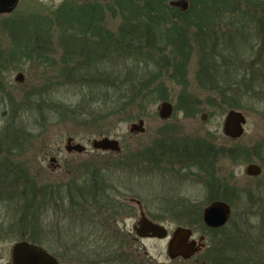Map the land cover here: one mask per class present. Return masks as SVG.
<instances>
[{
  "label": "rangeland",
  "instance_id": "1",
  "mask_svg": "<svg viewBox=\"0 0 264 264\" xmlns=\"http://www.w3.org/2000/svg\"><path fill=\"white\" fill-rule=\"evenodd\" d=\"M180 1L188 0H168V3L174 7V4ZM95 2L107 8L115 0H18L11 13L0 14V62L5 64L9 61L13 45L5 27L8 20H18L26 25L25 22L32 13L50 15L67 5ZM244 8L245 6H242V9ZM179 9L181 10L180 7ZM119 24V18L113 19L107 15L103 25L116 30ZM60 39L59 30H54L51 47L55 51L51 55V48L48 46L46 52L48 56L55 58L54 67L48 66L49 62L40 65L38 62H29L22 55L19 57L20 63L11 64L9 70L4 71L1 76L0 140L2 139V148L12 152L2 150L0 157L13 162V167H9L11 171L16 165L21 168V173L14 174L17 178L16 190L15 186L7 185L10 182V174L5 178L8 182L3 180L4 187L0 186V264H11V247L19 241L16 230L20 213L28 199L33 197V190L30 188L39 185L52 187L50 196L52 202L51 205L46 202L47 204L43 205L45 209L42 208L39 212L43 199L37 195L40 203L36 202L34 209L38 212L36 213L38 219L26 230L29 232L33 226L37 229L40 226L38 231L42 235L40 237L42 247L56 256L60 264H208L203 260L205 249L210 248L212 242L219 240L222 236L220 231L213 237L210 233L206 234L205 248L191 259L170 261L166 254L167 239H141L135 235L132 226L139 219L140 209L137 206L131 208L130 215L129 212L121 213L120 209L123 207H115L114 211L118 215H115L112 227L106 233L108 235L103 236V242L100 243L99 232L93 239L89 232L90 228L87 230L83 223L81 224V219L87 222L93 212L90 210L88 214L80 216L84 207L80 213L74 211L72 209L74 202L67 197L76 194L78 199L80 196L85 199L86 193L88 196L86 204L90 205V209H97V206L102 204L101 201L91 200L92 194L83 183L91 175L90 171H98L94 173L96 179L100 171L105 174L103 180L111 186L110 194L118 201L127 203L131 198L139 200L145 216L152 222L168 227V235L177 227H185L194 231V239L203 233L199 223V220L202 223L203 220L199 213L210 204L209 199L212 195H223L224 191L233 187L243 193V198L237 202L240 210L248 215L253 214L250 208L244 206L248 205L247 194L255 197L253 203H264V88L260 95L246 97L242 102V109L239 111L245 116L246 124L243 127V135L235 141L222 134L225 112L219 104L215 107L207 106L203 101V95L197 90L195 57L190 62L187 89L199 98L198 102H195L193 97L188 99L183 96L181 86L167 81L169 102L173 106L172 116L168 120H161L158 117L159 102L136 119L129 117L135 113L122 112L106 122L91 123L93 117L90 118L88 113L96 104H87L88 98L92 99L89 88L80 86V82V85L73 81L69 82L66 76H62V69L66 67L60 60L70 59L71 54L63 51ZM96 57L100 59L102 55L92 56L93 59ZM111 58L115 56H104L105 60ZM72 72L79 76L83 75L86 69L83 65ZM19 73L22 74V82L15 81ZM203 114L206 115L205 120L201 119ZM140 119L144 121V133L130 135L127 131L128 126ZM15 135L21 139L17 146L16 139L9 138L11 136L14 138ZM68 137L73 138L75 143L82 144L86 152L66 153L64 147ZM102 137L118 140L120 152L94 151L90 145L91 141ZM175 140H180L184 146L183 163L166 162L173 159V151L182 149L172 146L176 144ZM159 142L164 144L163 146H170L168 150L171 151L164 159L159 155L163 148L159 146ZM207 142L211 146L214 145L209 155L215 162L213 170L208 174L197 170L195 165V163L205 165L206 159H202V156L208 153L202 150L198 157L192 150V145L208 147ZM240 147L249 151L250 161L228 157L229 149ZM216 148L219 149V154ZM113 156H133L135 166L133 172H130L125 163L122 165L115 162ZM51 158H54L55 162H51ZM249 163L261 167L260 176L248 177L244 174V169ZM84 178L86 179L83 180ZM72 182L77 186L69 187ZM55 189L60 193L59 198L55 195ZM229 192L227 191L226 195ZM230 208L232 212L233 208ZM193 210H196V216L192 217L191 214L190 219L186 216L183 218L184 213ZM109 213L112 211L109 210L103 215L109 217ZM248 218L250 224L259 222L257 215ZM189 221H192L191 226ZM247 225L243 223L244 230L249 228V224ZM99 229H102L100 225ZM26 235L28 236V233ZM89 237L93 241L89 242ZM68 248L73 250L70 251ZM110 256L113 258L109 259Z\"/></svg>",
  "mask_w": 264,
  "mask_h": 264
},
{
  "label": "trees",
  "instance_id": "2",
  "mask_svg": "<svg viewBox=\"0 0 264 264\" xmlns=\"http://www.w3.org/2000/svg\"><path fill=\"white\" fill-rule=\"evenodd\" d=\"M188 3L186 10H180L169 6L168 0H115L107 8L95 2L67 5L50 15L32 13L28 16L26 25L18 20H8L5 27L13 45L9 61L5 64L0 62V85L4 71H8L11 64L20 63L19 57L22 55L29 62H38L39 65L49 62L47 65L54 67L56 62L42 58L41 53L47 52L46 41L52 39L54 30H59L62 41L65 40L67 44L69 40L87 38L99 45L98 52L102 55L100 59L96 57L60 60L66 67L62 69V76H66L69 82L77 84L80 82V86L89 88L92 99L88 98L87 104H96L88 113L90 118L93 117L91 123L106 122L122 112L135 113L129 117L136 119L143 116L152 105L163 101L169 102L167 81L181 86L183 96L188 99L193 97L195 102H198L199 98L187 89L190 62L194 57L197 62L195 72L197 90L203 95L205 104L209 107L219 104L225 113L228 110L242 109V102L246 97H256L264 88V0H188ZM242 6L245 8L242 9ZM107 15L113 19L119 18L120 24L116 30L103 25ZM71 21H95L96 25L94 27L66 25ZM82 51L85 52L87 49L83 47ZM105 55H112L115 58L105 60ZM83 65L86 72L76 76L72 71ZM9 138L16 139V146L21 140L18 135ZM1 142L2 139L0 155L3 153L2 150H5ZM174 143L176 144H172L173 147L182 149L173 151V159L166 162L183 163L184 146L180 140H175ZM158 144L163 147L159 155L164 159L171 151L168 150L170 146H163L164 144L160 142ZM208 145L206 148L202 145H192L195 156L199 157L198 154L202 150L208 153L202 156V159H206L205 165L195 163L196 168L191 164L206 174L213 170L215 163L209 155L214 145L211 146L209 143ZM5 151L12 152L9 149ZM216 152L219 154L218 148ZM227 155L231 159L243 158L250 161L249 151L242 147L229 149ZM8 160L0 157V186L4 187L2 183L7 181L5 178L10 174V182L7 181L9 183L7 185L15 186L16 190L18 186L14 174L21 173V168L15 165L11 171L9 167H13L14 164ZM81 165L79 166L82 167ZM95 172L97 171H90L88 182L83 183L91 194L99 187L95 183ZM68 186L77 185L72 182ZM37 187L30 188L33 190V197L28 199L20 213L16 232L19 241L42 246L43 242L40 240L42 235L38 231L40 226L38 229L33 226L29 232L26 228L34 225L38 219L36 215L38 212L34 209L36 202L40 203L37 195L43 199L40 212L46 202L48 205L52 202V199L50 200L52 187L43 185ZM227 191L230 192L226 195ZM57 192L55 189V194ZM223 193L212 195L209 200L211 202L221 200L233 208L229 223L223 227L224 229L208 228L199 220L203 228L202 235L210 233L213 237L219 231L222 234L217 242H212V246L205 249L203 260L208 264H264V203H253L255 197L247 194L248 205L244 206L254 212L248 215L237 205L238 199L243 198L242 192L231 187ZM73 202L72 209L80 213L82 202L77 199ZM255 205L257 206L254 210ZM85 206L87 211L91 210L93 214L87 222L82 218L81 224L83 223L87 230L90 228L89 232L93 239L99 232L102 243V237L108 235L106 233L112 227L115 215H118L114 211L118 206L111 202L102 203L97 209H90L89 204ZM109 210L112 211L108 214L110 218L103 215ZM252 215L258 216V223H248V217ZM189 222L191 226L192 221ZM244 222L246 225L249 224L246 230L243 227ZM99 225L102 229H99ZM88 241L93 240L89 237ZM78 254L80 255L79 251Z\"/></svg>",
  "mask_w": 264,
  "mask_h": 264
},
{
  "label": "water",
  "instance_id": "3",
  "mask_svg": "<svg viewBox=\"0 0 264 264\" xmlns=\"http://www.w3.org/2000/svg\"><path fill=\"white\" fill-rule=\"evenodd\" d=\"M17 3L18 0H0V14L11 13ZM175 5H182V9H186L187 2L180 1ZM22 80V74H17L15 81L22 82ZM172 113L173 106L170 102H160L157 115L161 120H168ZM201 117L202 120H205L206 115L203 114ZM245 124L246 118L239 110H228L223 117L222 134L230 140H237L243 135ZM127 131L129 134H143L144 121L140 119L136 123L130 124ZM65 143L64 150L67 153H83L86 150L82 144L75 143L71 137H68ZM90 145L96 151L115 153L120 151L118 140L110 137L93 139ZM50 161L55 162V159L51 158ZM261 173V167L254 163L247 164L244 169V174L248 177H258ZM136 204L140 211L139 219L133 226L135 235L141 239H167L166 254L170 261L189 260L204 248V236H199L198 240L191 239L192 230L185 227H177L168 235L166 227L149 220L142 211L140 203L136 202ZM231 213V208L226 202L217 200L211 202L203 210L202 220L208 228L219 229L228 223ZM10 262L11 264H60L58 259L46 249L27 241H18L12 245Z\"/></svg>",
  "mask_w": 264,
  "mask_h": 264
},
{
  "label": "flooded vegetation",
  "instance_id": "4",
  "mask_svg": "<svg viewBox=\"0 0 264 264\" xmlns=\"http://www.w3.org/2000/svg\"><path fill=\"white\" fill-rule=\"evenodd\" d=\"M189 4H188V1H187V7L186 9L188 8ZM174 7L178 8L179 7L181 8V10H186V9H182V5H179V6H176L174 4ZM66 25H76V26H91V27H94L96 25V22L95 21H84V22H76V21H71V22H68L66 23ZM61 41V40H60ZM65 41V40H64ZM62 41L61 42V45H63V51H66V53L68 54H71L69 57L70 58H73V59H78V58H92V56H96L97 54H99L98 52V44L95 42H91V40H87V38L85 39H75L73 40L74 43H72L73 41L72 40H69V44H67L66 42ZM46 44H47V51H48V46H50V54L52 55L53 54V51H55V49H53V47H51V40H47L46 41ZM65 44V45H64ZM84 47V49H87V51L83 52L82 51V48ZM70 49V50H69ZM37 54V53H36ZM42 55V58H47V59H55L54 57L52 56H48L49 54L47 53H41ZM81 56V57H79ZM95 151V150H94ZM86 152V150L84 151ZM120 152V151H119ZM118 152V153H119ZM73 153H76V152H71V153H68V154H73ZM112 153H115V152H112ZM77 154H80V153H77ZM115 157L114 159L116 160L115 162H118L119 164H124L128 167V169L130 170V172H133V169H134V158L133 156H126V157H121V156H113ZM117 157V158H116ZM126 159V160H125ZM98 172V171H97ZM99 175H98V179H96L95 183H96V186H99V188H97L96 192L94 194H92L90 196V199L91 200H96L98 199L99 201H101V203H115L118 205V208L119 207H123L121 208V213H127L129 212L128 214L130 215L131 212V208L133 209L134 206H137V208L139 209V206L136 204V202H139L140 205H141V202L139 200H136L134 198H131L128 200L127 203H122L120 201H118L116 199V197H113L111 194H110V189H111V186L108 182H106L105 180H103V177L105 176L104 173L100 172L99 171ZM57 197L59 198L60 197V193L59 191L57 192ZM85 195V199L83 196H80V199L77 198L76 194L74 195H70L69 197H67L68 199H70L71 201L77 199L79 200L80 202H82V206L84 207L81 211H82V215L84 214H88V211H87V208H86V201L88 199V196L86 193H84ZM62 198L64 199L65 197L62 196ZM84 204V205H83ZM124 208H126L127 210H125ZM196 211V210H195ZM195 211L193 210L192 212H186L184 213V211L182 213H184L183 215V218L184 216H186L187 219H190L191 217H189L191 214L193 215L192 217L196 216L195 215ZM200 214V218L202 220V212L199 213ZM147 217V216H146ZM148 218V217H147ZM149 219V218H148ZM150 220V219H149ZM152 221V220H151ZM134 226V224H133ZM133 226H132V230H133ZM166 227V226H164ZM223 228V227H222ZM166 229L168 230V227H166ZM221 229V228H219ZM219 229H214V230H219ZM194 231H192V237L191 239H194V234H193ZM199 236H204V235H199ZM199 236L197 237V239H194V240H198ZM205 237L204 236V248H205ZM202 248L199 253L204 249ZM198 254V253H197ZM196 254V255H197Z\"/></svg>",
  "mask_w": 264,
  "mask_h": 264
}]
</instances>
